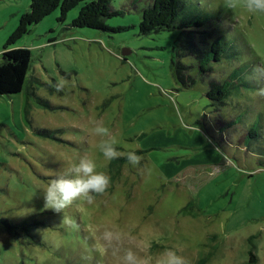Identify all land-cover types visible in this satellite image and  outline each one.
<instances>
[{
  "label": "rangeland",
  "instance_id": "1",
  "mask_svg": "<svg viewBox=\"0 0 264 264\" xmlns=\"http://www.w3.org/2000/svg\"><path fill=\"white\" fill-rule=\"evenodd\" d=\"M181 1V18H209L199 29L212 33L209 43L228 40L205 76L194 56L179 58L192 66V86H182L172 67L181 29L140 33L154 0H111L122 13L107 24L126 27L120 31L72 26L84 3L62 21L57 8L14 45L29 63L21 91L0 79L9 87L0 88V217L32 218L34 236L0 229V264H122L128 249L141 264H159L168 249L188 264L204 257L264 264V13H250L244 0L235 8L229 0ZM30 3L0 0V62ZM236 70L225 104H213L209 82ZM98 122L107 136L92 131ZM105 139L122 155L106 159ZM129 151L141 157L138 165L127 162ZM85 154L110 177L108 188L61 213L45 208L44 189ZM105 231L114 234L110 243Z\"/></svg>",
  "mask_w": 264,
  "mask_h": 264
},
{
  "label": "trees",
  "instance_id": "2",
  "mask_svg": "<svg viewBox=\"0 0 264 264\" xmlns=\"http://www.w3.org/2000/svg\"><path fill=\"white\" fill-rule=\"evenodd\" d=\"M80 3L84 4L81 6L77 17L73 19L72 26L118 31L126 28H111L107 24L109 17L122 13L121 10L114 9L111 6V0H31L30 8L21 15L19 25L9 36L4 46V51L10 48L11 51L1 53L2 56H6V60L0 62V79H5L8 76L12 84L11 89L21 91L20 88H22L26 67L29 63V53L22 49L14 48V45L28 34L34 25L41 22L57 8H60L61 16L59 20L62 21ZM182 8L183 4L181 0H154L151 5L143 10L140 22V33L146 35L160 30L181 29L180 35L173 45L172 67L178 82L186 87L194 85L196 78L191 74L192 66L183 64L179 58L186 55L194 56L198 63L199 74L205 76L207 73L213 71L210 65L211 62H219L223 58L228 40L224 35H220L209 43L207 38H211L212 33L210 31L201 32L199 30L208 22L209 18L201 14L190 18H181L183 13ZM199 33H205L207 35V37L202 36V44H207L206 48L201 47L197 42V34ZM15 54H20L16 59L17 62H15L14 58H11ZM17 67L18 69H15ZM237 72L238 70L234 71L228 79L222 82H209L210 88L207 91V96L213 104H225ZM0 88L6 91L9 87L2 86ZM42 133L49 134V132L45 131ZM31 219L13 223L8 218L1 216L0 229H7L10 232H17L19 229H23L27 234L32 235L33 233L29 229L31 227L29 225ZM256 259V255L252 253V263ZM206 262L207 257H204L200 259L198 264H206Z\"/></svg>",
  "mask_w": 264,
  "mask_h": 264
},
{
  "label": "clouds",
  "instance_id": "3",
  "mask_svg": "<svg viewBox=\"0 0 264 264\" xmlns=\"http://www.w3.org/2000/svg\"><path fill=\"white\" fill-rule=\"evenodd\" d=\"M227 6L235 8L237 0H229ZM244 7L250 13H264V0H244ZM259 71L264 76V68L259 69ZM92 131L98 136L109 134V129L99 122ZM99 150L108 160L116 159L122 155L116 147L115 140H102L99 144ZM126 160L130 165L136 166L141 157L136 151H129L126 154ZM109 184L110 177L105 172L98 171L95 160L85 154L71 168L70 172L58 175L44 189L45 208L61 213L63 209L79 198H85L89 203H92L94 199L92 194L104 193ZM113 238L114 234L111 231L103 233L105 241L110 243ZM122 264H141V261L133 250L128 249L122 257ZM159 264H188V261L177 251L168 249L163 254Z\"/></svg>",
  "mask_w": 264,
  "mask_h": 264
},
{
  "label": "water",
  "instance_id": "4",
  "mask_svg": "<svg viewBox=\"0 0 264 264\" xmlns=\"http://www.w3.org/2000/svg\"><path fill=\"white\" fill-rule=\"evenodd\" d=\"M128 53V51H123V54L126 55Z\"/></svg>",
  "mask_w": 264,
  "mask_h": 264
}]
</instances>
